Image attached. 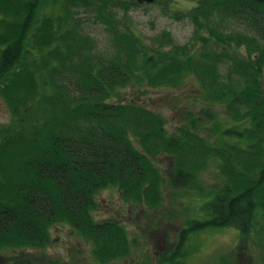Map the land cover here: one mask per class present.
I'll use <instances>...</instances> for the list:
<instances>
[{"label": "trees", "instance_id": "obj_1", "mask_svg": "<svg viewBox=\"0 0 264 264\" xmlns=\"http://www.w3.org/2000/svg\"><path fill=\"white\" fill-rule=\"evenodd\" d=\"M190 1V11L174 12L194 26L179 44L165 30L143 37L129 19L144 5L171 13L173 0H0V99L10 112L0 126V251L45 248L51 228L66 224L107 264L129 245L118 222L93 219L98 192L113 187L131 206L153 209L165 179L191 187L217 159L222 179L206 219L180 243L196 229L230 227L264 252V1ZM91 24L102 27L105 46ZM188 78L223 109L232 124L218 128L237 142L213 146L191 117L169 133L160 114L120 95ZM161 156L167 178L154 164ZM9 264L38 263L16 256Z\"/></svg>", "mask_w": 264, "mask_h": 264}, {"label": "rangeland", "instance_id": "obj_2", "mask_svg": "<svg viewBox=\"0 0 264 264\" xmlns=\"http://www.w3.org/2000/svg\"><path fill=\"white\" fill-rule=\"evenodd\" d=\"M194 6L190 0H173V12L164 13L158 5H144L134 8L129 19L135 30L143 37H151L168 31L176 43L190 39L194 26L184 17L178 19L174 12H188ZM227 30L236 27L228 24ZM100 46H105L101 26L86 25ZM264 92V67L262 69ZM198 83L188 78L178 88H158L137 94L131 87L120 92L124 100L139 102L146 108L160 114L165 128L173 133L176 127L196 120L197 132L213 146L223 142L235 143L221 133L218 123L231 125L228 116L218 106L204 101ZM205 111L211 117L205 118ZM188 115V119H187ZM10 112L0 99V126L9 122ZM155 166L167 178L171 164L166 157L154 160ZM222 176L220 164L212 159L208 166L197 175L196 184L186 188L170 186L168 179L161 186V204L156 208L131 206L124 202L118 191L111 187L95 195L96 209L92 212L95 221L115 220L124 230L128 239V253L107 264H264L261 241H240L238 230L230 227H204L189 232L180 243V232L191 224L206 219L204 205L218 188ZM180 243V244H179ZM177 251L175 256L174 253ZM16 256H30L38 264H100L92 255L87 239L66 224H59L50 230V243L42 249H27L25 252L1 250L0 264H9ZM222 258H225L223 261ZM164 263V264H165Z\"/></svg>", "mask_w": 264, "mask_h": 264}, {"label": "flooded vegetation", "instance_id": "obj_3", "mask_svg": "<svg viewBox=\"0 0 264 264\" xmlns=\"http://www.w3.org/2000/svg\"><path fill=\"white\" fill-rule=\"evenodd\" d=\"M182 231L180 232L179 238H181Z\"/></svg>", "mask_w": 264, "mask_h": 264}, {"label": "water", "instance_id": "obj_4", "mask_svg": "<svg viewBox=\"0 0 264 264\" xmlns=\"http://www.w3.org/2000/svg\"><path fill=\"white\" fill-rule=\"evenodd\" d=\"M260 1H264V0H260ZM165 264H167V263H165Z\"/></svg>", "mask_w": 264, "mask_h": 264}]
</instances>
